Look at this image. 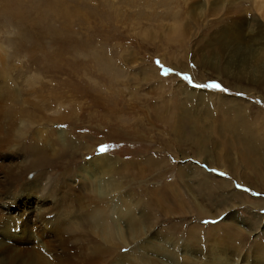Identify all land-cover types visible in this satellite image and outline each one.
<instances>
[{"label": "rangeland", "instance_id": "obj_1", "mask_svg": "<svg viewBox=\"0 0 264 264\" xmlns=\"http://www.w3.org/2000/svg\"><path fill=\"white\" fill-rule=\"evenodd\" d=\"M263 2L0 0V264H264V184L239 161L254 144L264 157ZM166 106L215 164L168 130ZM227 118L239 146L211 131ZM24 194L45 205L37 223L6 212Z\"/></svg>", "mask_w": 264, "mask_h": 264}, {"label": "bare ground", "instance_id": "obj_2", "mask_svg": "<svg viewBox=\"0 0 264 264\" xmlns=\"http://www.w3.org/2000/svg\"><path fill=\"white\" fill-rule=\"evenodd\" d=\"M264 1V0H263ZM264 3V2H263ZM263 3H262V5H263ZM257 4V3H256ZM264 6V5H263ZM261 8V7H260ZM264 9V8H263ZM264 11V10H263ZM262 11V12H263ZM246 44V43H245ZM104 61V60H103ZM102 61V62H103ZM104 62H108L107 60H105ZM103 62V63H104ZM179 103V102H178ZM180 104V103H179ZM178 104V106L181 108V106ZM165 108H167V109H165ZM159 109V108H158ZM149 110V109H148ZM166 110V111H165ZM170 109H169V107H163V110L161 111L160 109H159V118L160 119H162V122L163 123H169L170 125L168 126V130L170 129V131H174L175 133H176V135L177 136H179V139L181 138V141L182 140H188V141H190L191 142V145H192V147H194V149H196V155H198L199 156V158L200 157H202V159H204V160H206V161H208L209 162V165H213V164H215L216 162H215V160L213 161L212 159L210 160L209 158H206V157H204L203 156V152H208V148H207V141H204L203 140V137L204 136H202V139L201 138H195V137H192V135H190L188 138H185V136H182L183 134V129H181V126L182 125H184L182 122H186L184 119H186V117H187V113H186V110H184V109H181V113H180V117H182L181 119H179V118H176L175 116H172V112L170 113V111H169ZM154 111V110H153ZM179 111V110H178ZM154 113V112H153ZM190 116V115H189ZM207 116H209V114L207 113ZM212 116V115H211ZM211 116H209L208 118H210ZM205 118V117H204ZM213 121H215V119H213ZM218 121V120H217ZM207 122V121H206ZM191 123H193V122H191ZM186 125H187V127H190L189 125V123H188V121L186 122ZM200 126L202 127V125L200 124ZM213 126V125H212ZM215 126V127H214ZM213 127L214 128H212L211 129V131L213 132V133H215V135H218L219 137H220V139L224 142V141H228V139H229V141H228V146L230 145H232V146H235V145H237V146H239L238 144H236V140H235V137H236V135H237V133H239V127H238V124H237V122H235L234 120H231V118H227L226 119V124L225 125H223L222 123H218V125L216 126V125H214ZM205 127V126H204ZM200 129V128H199ZM196 131V130H195ZM199 131V130H198ZM205 131V130H204ZM203 131V132H204ZM235 131H236V133H235ZM203 132H198V133H203ZM173 133V132H172ZM195 134V133H194ZM193 134V135H194ZM185 135V134H184ZM200 135V134H199ZM226 137V138H225ZM178 138V137H177ZM185 138V139H184ZM205 138V137H204ZM206 139V138H205ZM207 140V139H206ZM240 141V140H239ZM236 146V147H237ZM236 147H232V150L234 149V148H236ZM254 148H256V146H255V144L253 145V148H252V146H250L249 147V149H246L245 147H243L242 146V148L240 147V150H239V152H242V149H244V151L242 152V153H245V154H239L240 156H239V161L241 162L242 160H243V163H242V166L245 168L244 170L245 171H247L246 173L244 172V174H251V176L255 179V180H257V182L259 183V184H264V174L263 173H261V175H259V172H258V170H257V166H259L260 165V167L261 166H263L264 167V157L263 156H260L259 157V162L258 163H254V161L256 162V159H254V157L257 155V154H259V152H257V149H254ZM203 149H205V150H203ZM207 149V150H206ZM228 149H229V147H228ZM231 149V148H230ZM13 150V149H12ZM34 154V159H33V164L31 165V166H33V167H39V166H45L47 163H48V161L50 162L51 161V159H50V155H48V153H46V150H44V149H30ZM52 150V149H51ZM55 150V149H54ZM70 151H72V149H69ZM235 150V149H234ZM215 151H216V153H218V151L215 149ZM228 151V150H227ZM259 151H261V149H259ZM206 152H205V155H207L206 154ZM257 152V153H256ZM227 154H228V156L226 155L225 157L228 159V161H229V159H231L232 160V158H231V156H230V153L229 152H226ZM225 153V154H226ZM16 155H19L18 153L16 154ZM15 156V155H14ZM208 156V155H207ZM17 157V156H16ZM19 157V156H18ZM58 157V156H57ZM222 154L220 155L219 154V156H218V159L221 161V163H218L220 166H223V167H226V166H224V164H222V159H224L225 158ZM21 158V157H20ZM59 158V157H58ZM56 159V158H55ZM108 158L107 157H103V156H101V157H97V159H95V161H100V162H102V161H105V160H107ZM21 160V159H20ZM54 160V159H53ZM230 160V161H231ZM17 161V160H16ZM56 161V160H55ZM66 161V160H65ZM109 161V160H108ZM227 161V162H228ZM258 161V160H257ZM19 162V161H18ZM17 162V163H18ZM120 161H117L116 160V163H118V164H120L119 163ZM232 162V161H231ZM22 163V162H21ZM21 163L19 164L18 163V165H21ZM50 163H52V162H50ZM253 163H254V167H253ZM13 164V163H12ZM90 164V163H89ZM154 164H155V162H153L152 161V166H154ZM15 165H16V163H15ZM24 165V164H23ZM111 165V164H110ZM140 165V164H139ZM150 165V166H151ZM160 165V164H159ZM30 166V165H29ZM112 166V165H111ZM114 166V165H113ZM15 167V166H14ZM32 167V168H33ZM121 167V166H120ZM31 168V169H32ZM111 168V167H110ZM150 168V167H149ZM11 169V168H10ZM9 169V170H10ZM14 169V168H13ZM15 169H17V168H15ZM21 169H22V167H21ZM29 169V168H28ZM105 169V168H104ZM117 169H118V167H117ZM120 169V168H119ZM124 169V168H123ZM123 169H120L119 171L121 172V170H123ZM129 169H130V167H129ZM226 169V171L227 172H232V173H234V175L236 176V177H241V176H237V174L239 173V170H236V169H234V170H232L231 168H228V167H226L225 168ZM7 170V169H6ZM12 170V169H11ZM115 170V169H114ZM137 170V169H136ZM135 169H132V173H133V175H141V173L140 172H137ZM140 170V169H139ZM16 171H18V169L16 170ZM128 171V170H127ZM182 171V170H181ZM186 171V170H185ZM257 171V172H256ZM115 172H117V171H115ZM242 172V171H241ZM7 173H8V171H7ZM12 173V172H11ZM24 173V172H23ZM101 173V172H100ZM123 173V172H122ZM180 173V172H179ZM182 173V172H181ZM97 174V173H96ZM82 175V174H81ZM184 175V174H183ZM183 175H182V178L184 179V177H183ZM202 175V174H201ZM7 176V175H6ZM12 176V175H11ZM111 176V175H110ZM119 176H120V174H119ZM13 177V176H12ZM19 177H21V176H19ZM202 177H203V175H202ZM207 178H208V176H206ZM206 177H204V178H206ZM16 178H17V176H16ZM41 178V177H40ZM46 178V177H45ZM88 178V177H87ZM247 178V177H246ZM19 179V178H18ZM63 179V178H62ZM5 180V179H4ZM84 180H86V178L84 179ZM89 180V179H88ZM87 180V182L89 183V181ZM209 178H208V182H203L202 183V188H205L206 187V184L207 183H209ZM248 180V179H247ZM1 181V180H0ZM6 181V180H5ZM9 181V180H8ZM95 181V180H94ZM7 182V181H6ZM10 182V181H9ZM13 182V181H12ZM87 182H86V184H87ZM92 182V181H91ZM35 183H36V181H35ZM43 183V182H42ZM52 183V182H51ZM224 185H226V183H223ZM244 184H249L248 183V181H246L245 180V183ZM25 185V184H24ZM28 185H29V183H28ZM35 185V184H34ZM38 185V184H37ZM67 185H68V183H67ZM7 186V185H6ZM9 186H11V185H9ZM60 186V185H59ZM6 188V187H5ZM31 188V187H30ZM65 188V187H64ZM41 189V188H40ZM39 189V190H40ZM5 190V189H4ZM12 190V189H11ZM60 190V189H59ZM105 190H106V188H105ZM27 191H28V189H27ZM108 191H109V189H108ZM33 192V191H32ZM41 192V191H40ZM42 192H43V190H42ZM54 192V191H53ZM103 192V191H102ZM11 193V192H10ZM30 193V192H29ZM105 193V192H104ZM160 193V192H159ZM44 194V193H43ZM46 195V194H45ZM48 195V194H47ZM56 195V194H55ZM162 195V194H161ZM49 196V195H48ZM48 196H47V198H48ZM53 196V195H52ZM105 196H106V194H105ZM54 197V196H53ZM44 198H45V196H44ZM55 198H56V196H55ZM107 198V197H106ZM123 198V197H122ZM164 198V197H163ZM166 198V197H165ZM46 199V198H45ZM54 199V198H53ZM48 200V199H47ZM51 200V199H50ZM58 200V199H57ZM53 201V200H52ZM69 201V200H68ZM110 201V200H109ZM123 201V200H122ZM163 201V200H162ZM4 202V201H3ZM7 202V201H6ZM37 201H35V199L33 198V196H31V195H22V199L20 200V203L18 204V206L15 208V206H13L12 204L11 205H8L7 206V209H6V212H8V211H13V210H16V212L17 211H21V213H23L24 215H26V213H28L27 214V216H26V218L27 217H29L28 215H31L32 216V218H36V219H34V220H32V218H27L25 221L27 222V220L28 219H31V222H33V223H37L39 220V217H40V214H42V212L44 211V206L45 205H37V203H36ZM58 202V201H57ZM59 202H60V199H59ZM73 202V201H72ZM218 202V201H217ZM54 203H56V201L54 202ZM65 203V202H64ZM122 203V202H121ZM63 204V203H62ZM123 204V206H124V203H122ZM255 204V203H254ZM199 206H200V204H198ZM39 206V207H38ZM70 206H71V204H70ZM73 206V205H72ZM121 206V205H120ZM55 207H57V206H55ZM119 207V206H118ZM251 207V206H250ZM249 207V208H250ZM13 208H15V209H13ZM48 208H50V207H48ZM48 208L46 209V210H48ZM66 208V207H65ZM52 209H53V207H52ZM55 209V208H54ZM57 209V208H56ZM59 209V208H58ZM62 209V208H61ZM102 210V209H101ZM120 210H121V207H120ZM123 210V209H122ZM51 211H53V210H51ZM66 211V210H65ZM90 211V210H89ZM64 211H62V213H63ZM94 212V211H93ZM121 212V211H120ZM56 213V212H55ZM59 213V212H58ZM60 213H61V211H60ZM123 213V212H122ZM18 214V213H17ZM45 214V213H44ZM48 214V213H47ZM87 214V213H86ZM90 214H93L92 213V210H91V213ZM120 215V214H119ZM122 215V214H121ZM43 216V215H42ZM45 216V215H44ZM51 216H52V214H51ZM66 216V215H65ZM94 216H95V214H94ZM210 216V215H209ZM2 217V216H1ZM5 217V216H4ZM64 217V216H63ZM62 217V218H63ZM95 217H98V216H95ZM254 217V216H253ZM258 217V216H257ZM51 218V217H50ZM22 219V218H21ZM43 219V218H42ZM64 220H66L65 218H63ZM93 219V218H92ZM15 220V219H14ZM23 220V219H22ZM54 220V219H53ZM87 220H89V219H87ZM1 221V220H0ZM19 221V220H18ZM89 221H91V220H89ZM93 221V220H92ZM69 222V221H68ZM93 222H95V221H93ZM0 223H2V222H0ZM91 223V222H90ZM10 224V225H9ZM9 226H14V221H12V220H10L9 221ZM18 224H20V223H18ZM23 225V224H22ZM47 225V224H46ZM52 225V224H51ZM12 228V227H11ZM41 228V227H40ZM52 229H53V226H52ZM60 229V228H59ZM238 229V228H237ZM21 230H22V228H21ZM58 230V229H57ZM99 230V229H98ZM62 232H64V231H62ZM5 232H4V230H2L1 232H0V236L1 235H3ZM57 233V232H56ZM68 233V232H67ZM227 234H228V236L227 237H232L233 238V236L234 235H232L233 233H234V231L233 230H229L228 232H226ZM236 233V232H235ZM119 234H120V232H119ZM63 235V234H62ZM58 236V235H57ZM106 236H111L112 237V235H105V237ZM119 236V235H118ZM120 236H122V234L120 235ZM119 236V237H120ZM137 236V235H136ZM212 236V235H211ZM16 237V236H15ZM110 237V238H111ZM114 237V236H113ZM112 237V238H113ZM261 237V236H260ZM17 238V237H16ZM20 238V237H19ZM120 238H122V237H120ZM106 239H107V237H106ZM123 239V238H122ZM146 239V238H145ZM58 240V239H57ZM261 240V239H260ZM106 241V240H105ZM137 241H139V240H137ZM145 241V240H144ZM53 242V241H52ZM110 242H113V240L111 239V241H109V243ZM262 242V241H261ZM42 243V242H41ZM47 243H49V242H47ZM55 243V242H54ZM163 243V242H162ZM39 244V243H38ZM57 243H55V245H56ZM46 245V244H45ZM51 245H53L52 243H50L49 245L47 244V246L49 247H51ZM37 246V247H36ZM54 246V245H53ZM52 246V247H53ZM0 247H1V251H2V249H4V250H6V246H5V244H3V240H1L0 239ZM39 247H40V245H39ZM43 247H44V245H43ZM57 247V246H56ZM55 247V248H56ZM38 249V245H35V247H34V249ZM55 248H54V250H55ZM66 247H64V249H65ZM71 248V247H70ZM155 248V247H154ZM157 248V247H156ZM45 250H43V248L41 249L42 251V253H48V254H50V252H48V248H47V250H46V248H44ZM49 249H51V248H49ZM160 249V248H159ZM9 250V249H8ZM8 250H6V251H8ZM13 250V248L11 249V251ZM62 250V249H61ZM5 251V252H6ZM69 251H71V250H69ZM68 251V252H69ZM13 252V251H12ZM20 251H18L17 253H19ZM59 252V251H58ZM62 252H63V250H62ZM62 252H61V255H62ZM3 253V252H2ZM28 253V252H27ZM55 253H56V251H55ZM54 253V254H55ZM60 253V252H59ZM15 254V253H14ZM2 255V254H1ZM47 255V254H46ZM65 255H67V254H65ZM7 256V255H6ZM5 256V257H6ZM31 256V255H30ZM50 256V255H49ZM57 255L55 254V256L54 257H56ZM60 255H58V257H59ZM63 256H64V254L62 255V257H60V258H63ZM5 257H3V259L5 258ZM11 257V256H10ZM18 257V256H17ZM51 257V256H50ZM66 257V256H65ZM179 257V256H178ZM2 258V257H1ZM9 258V257H8ZM12 258V257H11ZM22 258V257H21ZM27 258V257H26ZM32 258V257H31ZM59 258V259H60ZM67 258H68V256H67ZM6 259V258H5ZM14 259V258H13ZM28 259V258H27ZM51 259V258H50ZM52 259H54V258H52ZM69 259H70V257H69ZM257 259V258H256ZM1 260V259H0ZM9 260V259H8ZM58 260V259H57ZM71 260V259H70ZM17 261V260H16ZM53 261V260H52ZM56 261V260H55ZM60 261V260H59ZM59 261H57L58 263H60ZM15 262V261H14ZM21 262V261H20ZM56 262V263H57ZM5 264H7V261L5 262ZM11 264V263H10ZM16 264V263H15ZM21 264V263H20ZM61 264H63V263H61ZM68 264V263H67ZM217 264V263H216Z\"/></svg>", "mask_w": 264, "mask_h": 264}, {"label": "snow or ice", "instance_id": "obj_3", "mask_svg": "<svg viewBox=\"0 0 264 264\" xmlns=\"http://www.w3.org/2000/svg\"><path fill=\"white\" fill-rule=\"evenodd\" d=\"M156 63L158 66H161L159 61H157ZM171 71H172L171 69H167V68L162 67L161 75L167 76ZM181 79L186 81L188 84H190L194 88H204V89H213V90L225 91V89L221 88V85L219 83H216V82L208 83V84H193L192 79L189 76L183 75V74H181ZM98 151L103 153L106 151V149L103 146H101L98 149ZM212 171H215V170H212ZM219 175L223 176L224 173H219ZM237 187H240V186L237 185Z\"/></svg>", "mask_w": 264, "mask_h": 264}]
</instances>
